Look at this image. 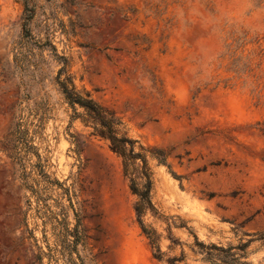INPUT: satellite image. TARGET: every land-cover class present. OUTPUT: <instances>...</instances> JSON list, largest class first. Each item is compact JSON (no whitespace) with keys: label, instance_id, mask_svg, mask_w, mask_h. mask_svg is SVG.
I'll return each instance as SVG.
<instances>
[{"label":"rangeland","instance_id":"rangeland-1","mask_svg":"<svg viewBox=\"0 0 264 264\" xmlns=\"http://www.w3.org/2000/svg\"><path fill=\"white\" fill-rule=\"evenodd\" d=\"M63 66L168 154L148 158L142 217L161 261L121 158L59 90ZM65 225L84 240L70 253ZM196 240L264 264V0H0V264H209Z\"/></svg>","mask_w":264,"mask_h":264},{"label":"trees","instance_id":"trees-1","mask_svg":"<svg viewBox=\"0 0 264 264\" xmlns=\"http://www.w3.org/2000/svg\"><path fill=\"white\" fill-rule=\"evenodd\" d=\"M23 4L22 31L28 34V24L34 15V10L33 7H29L26 1H24ZM62 75H64L63 79H61ZM56 79L59 90L67 103L72 108L77 106L84 110L88 119L93 123L95 135L106 140L110 150L121 158L123 175L128 180L130 192L136 197L133 208L136 221L142 234L148 240L153 251V258L157 261H161L163 259V253L158 246V237L153 230L149 229L143 223L142 217L146 212L155 213L150 199L153 180L152 173L148 166V158L155 159L161 165H166L168 154L164 150L155 147L144 148L142 145H139L137 141L129 138L122 127V123L113 113L98 106L89 99L87 95L86 97H82L75 91L70 77L64 72V66L58 72ZM171 175L177 180L180 179V177H177L173 173H171ZM63 228L62 250H66L70 253L71 250L76 249L77 245L83 243L84 240L81 239L77 226L73 229H69L67 225H65ZM169 240L172 244H176L175 240L171 238ZM194 248L196 254L201 257V260L209 264H247L240 261L242 255L236 256L231 254V248L223 249L212 244L205 245L197 240L194 243ZM244 248L245 246H242V248H237V250L242 252ZM182 260L183 258L180 255L178 258L174 257L166 261L169 264H177V262Z\"/></svg>","mask_w":264,"mask_h":264}]
</instances>
